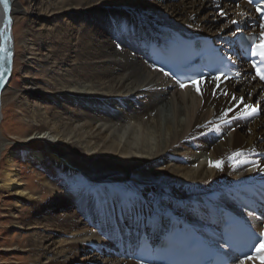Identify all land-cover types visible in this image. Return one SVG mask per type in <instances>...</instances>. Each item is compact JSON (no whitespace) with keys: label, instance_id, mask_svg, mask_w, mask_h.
Instances as JSON below:
<instances>
[{"label":"bare ground","instance_id":"6f19581e","mask_svg":"<svg viewBox=\"0 0 264 264\" xmlns=\"http://www.w3.org/2000/svg\"><path fill=\"white\" fill-rule=\"evenodd\" d=\"M31 4L29 17H23L26 6L19 0H9L7 14L0 0V41L7 31L6 15L12 21L10 78L16 37L21 53L16 65L24 75L20 89L3 100L10 89L6 85L0 94V123L4 105L24 111L32 131L19 137L27 147L26 162L41 164L49 157L55 165L74 170L81 162L73 158L78 154L95 166L97 184L90 197L79 184L61 193L47 178L38 182L36 191L27 190L14 161L21 155L9 151L0 171V190L16 197L8 228L27 231L28 243L25 248L2 244L1 250L26 252L30 264H143L126 254L125 247L136 244L142 233H163L157 223H190L205 237L214 231L210 223L222 209L244 213L247 200L259 209L258 216L264 212V172L254 169L256 164L264 168V87L249 74L238 80L220 78L216 95L211 77L181 87L145 51L150 36L165 28L188 39L210 38L225 51L227 45L218 37L231 39V22L250 15L245 3L26 0ZM94 19L98 27L92 26ZM14 23L21 26L16 37ZM35 70L48 88L36 80ZM28 95H34L31 102ZM39 99L51 105L49 112ZM245 104L258 113L240 115L248 110ZM8 142L0 132V157ZM221 160L222 170L209 166V161ZM239 161L247 163L233 167ZM124 177L123 185L110 183ZM230 188L238 195L227 201ZM41 192L53 197L42 203ZM58 194L65 196L54 197ZM25 199H34L33 207L19 212ZM202 200L206 205L196 203ZM80 206L81 215L70 213L71 207ZM243 216L264 232V217ZM6 239L13 242L14 237ZM259 253L245 264H264V259L255 261Z\"/></svg>","mask_w":264,"mask_h":264},{"label":"rangeland","instance_id":"374dc122","mask_svg":"<svg viewBox=\"0 0 264 264\" xmlns=\"http://www.w3.org/2000/svg\"><path fill=\"white\" fill-rule=\"evenodd\" d=\"M23 6H26L25 15L23 17H29L28 13L31 12L33 9V4H31L32 8L28 5H26V0H19ZM29 7V8H28ZM30 11V12H29ZM35 16H31L30 18H34ZM98 20V17H96ZM94 19L92 21V26L98 27V21ZM96 21V22H95ZM100 23V22H99ZM21 28L20 24L14 23L13 33L14 36H17L18 30ZM108 31V30H107ZM18 37H16L15 40V57H14V70L13 75L9 79V82L7 85H10V89L6 91L5 94H2V99L5 100L7 97H9L11 94H13L14 90H18L23 86V74L20 72V68L17 64L20 63V57L21 53H18ZM17 42V43H16ZM30 76L32 74H29ZM37 77L36 80H40L39 84L41 86H45L46 88L49 87V83L45 82L42 78H39L40 72L34 71V77ZM42 76V75H41ZM35 79V78H34ZM32 97L34 95H28L27 100L32 101ZM39 102H44L39 99ZM43 105H45V109L47 112L50 111L51 105L47 102H44ZM25 112L22 111L20 114L17 110V108L14 105H4L3 106V119L0 123V132L2 133L3 139L5 141H9L8 144L5 146V148L1 152L0 157V171L2 168H4V160L6 157V154L9 151L14 150L15 153L20 154L21 156L14 158L15 164L19 165L21 168L20 175L23 177V183L25 184L27 190L36 191L38 189V182H40L43 178H47L48 182L52 186H56L60 189V192H64L66 186L68 185H74L79 184L83 189L88 190V196L90 197L92 195V192L94 191V187L97 184L95 179H93V172L95 171V166L88 164V160L83 158L81 155L74 154L73 158L75 160L81 161L79 166H77L74 170L69 169H62L60 167H56V165L49 159V157H46V162L44 163H35L31 162L28 163L24 159L25 154H27V147L24 145H21L19 143L21 136L31 133L32 131L29 130L28 123L25 120L24 116ZM19 143V144H18ZM58 143V141L56 142ZM29 147V146H28ZM45 145L41 144L40 147H38L41 151H45L44 148ZM84 159V160H83ZM77 180L76 182H73L74 180ZM126 177L119 180L118 182H110L113 186L115 185H123L126 181ZM124 180V181H123ZM109 181V180H108ZM33 189V190H32ZM60 193V194H61ZM40 197L38 199H42V203H45L51 195L41 192ZM55 195L56 198H63L65 195ZM227 194L229 195L225 200L228 201V199H234L237 197L238 193L234 191V189L230 188L229 191H227ZM214 195L218 197L219 192L215 191ZM213 195V196H214ZM53 197V196H51ZM15 196L11 193H8L6 191L0 190V247L2 244L6 243H19V245L22 246V248H25L27 245V239H28V232L24 231L22 229H16L14 232L13 230L8 228V223L10 221V216L13 214L12 205H15ZM241 198V197H240ZM34 199H25L24 201L21 200L18 206V211L21 212L25 210H30L31 207H33ZM201 203L206 205L205 201H196V203ZM182 206V205H181ZM82 206L80 207H71L70 213H78V215H81L82 212ZM62 211H57L56 214H60ZM20 216L21 213H17ZM260 226H264V224H260ZM8 235H12L14 237L13 242L6 239ZM2 236H5L2 238ZM91 250L87 251L90 252ZM261 253V254H260ZM256 258V260H262L264 259V251L260 252ZM89 256V253L88 255ZM29 255L26 252H18V251H3L0 249V264H30L28 262ZM254 263V262H253ZM250 263V264H253ZM92 264V262L90 263Z\"/></svg>","mask_w":264,"mask_h":264},{"label":"snow or ice","instance_id":"6c2138e0","mask_svg":"<svg viewBox=\"0 0 264 264\" xmlns=\"http://www.w3.org/2000/svg\"><path fill=\"white\" fill-rule=\"evenodd\" d=\"M3 5H4V10L5 13L7 14L9 11V0H2ZM253 0H249V3H252ZM257 4L259 5V0H256ZM257 11L260 12L262 11L261 6L257 7ZM221 15H224L223 12H221ZM11 17L6 15L5 18V28L6 30H10V25H11ZM233 25L236 26V29L239 30L241 25L238 21H232L231 22ZM260 27L262 29L260 36L256 37L255 35H252L248 37L247 39L252 41L251 45V51H250V56L249 59H251V63L253 67L255 68L256 71V76H258L261 80H264V70L261 69L258 65L264 64V23L260 24ZM229 31H232V29H229ZM233 36H235V32H233ZM7 39H10L9 37H6ZM222 43L226 44L227 47L225 48V53L221 54V60H228L230 63H234L231 58L226 54L229 52H232L233 55H236L235 52H233V45L234 41L229 40L226 35H221L218 37ZM259 39L261 42L259 44L256 43V40ZM0 52H3L5 54V62L10 63V59L12 56V53L7 49V48H0ZM9 71V69H3L0 70V79H3L4 73ZM160 71L163 72V69L161 68ZM165 75H170V73L165 72ZM203 73L197 74L198 77L202 78ZM239 75V73L237 74ZM225 79H230V77L225 76ZM175 79V77H173ZM211 80L216 82V88L212 90V94L216 95V89L220 87V75L217 76H212ZM189 83H195V81L189 77L188 78ZM181 87H184L185 84L181 83ZM199 91V88L197 89ZM224 95H228L227 93H223ZM232 99L236 100L237 98L235 95H232ZM243 97L239 98L240 103H243ZM245 109H248L247 111H243L240 113V115L243 116H252L256 115L258 113V110L250 105L245 104L244 105ZM228 111H231V109H228ZM226 114V113H225ZM239 153H235L234 156H238ZM234 157H229V159H233ZM240 163H247V161H239L236 164L233 165V167H238ZM209 166H215L219 170H222L223 166V161H209ZM254 169H259V171L264 172V168H259V165L256 164L254 165ZM248 216L252 219L259 220L261 217H264V212H261L260 216H256V213L254 211L248 212ZM163 219V217H161ZM158 230H163L164 231V237H163V243L168 246L169 248H175L176 250H188L191 248V245L193 241H197L200 239V237L196 236L195 233L189 232L185 228L179 227V225H175L171 228H168L167 224H161L157 223L156 225ZM251 239L253 240H259V244L253 245L255 248V252L259 253L262 250H264V232H261L259 234L253 232ZM220 247H230L227 241H225L224 245H218ZM252 257L249 256L246 252L240 253V258L238 260V264H245L246 259H251ZM235 259V258H234Z\"/></svg>","mask_w":264,"mask_h":264},{"label":"water","instance_id":"95a60500","mask_svg":"<svg viewBox=\"0 0 264 264\" xmlns=\"http://www.w3.org/2000/svg\"><path fill=\"white\" fill-rule=\"evenodd\" d=\"M9 34H10L9 30H7L6 32L2 34L1 41H0V48H7L13 54L12 42L10 41V39L6 38V37H9ZM4 57H5V54L3 52H0V70L9 69V71L4 73L3 79H0V94L2 90L4 89V87H6V85L9 82L10 71H11V60L12 59H10V63H8V62H5Z\"/></svg>","mask_w":264,"mask_h":264}]
</instances>
